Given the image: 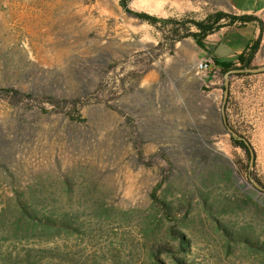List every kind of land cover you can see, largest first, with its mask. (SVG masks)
Returning a JSON list of instances; mask_svg holds the SVG:
<instances>
[{
    "label": "rangeland",
    "instance_id": "374dc122",
    "mask_svg": "<svg viewBox=\"0 0 264 264\" xmlns=\"http://www.w3.org/2000/svg\"><path fill=\"white\" fill-rule=\"evenodd\" d=\"M251 34L231 30L221 49L235 53ZM160 41L119 0H0V90L41 98L0 96V264H146L161 244L172 249L162 264H264L251 244H264V187L250 181L264 185V72L225 78L212 63L199 73L195 57H168ZM227 128L248 141L251 166ZM158 149L166 160L149 158ZM163 178L168 212L150 198ZM45 218L70 229L47 231Z\"/></svg>",
    "mask_w": 264,
    "mask_h": 264
},
{
    "label": "trees",
    "instance_id": "16d2710c",
    "mask_svg": "<svg viewBox=\"0 0 264 264\" xmlns=\"http://www.w3.org/2000/svg\"><path fill=\"white\" fill-rule=\"evenodd\" d=\"M132 0H119V5L123 9V11L130 16L147 23L150 26H153L162 36V41L158 43V46L165 45L168 51V54H172L174 44L178 41H181L185 38L192 39L195 44L201 48L204 49L205 45V39L207 36L218 32L221 28H224L225 26L221 24V21L228 20L226 26H232L236 22L240 23H247L252 20H254L253 16H233L229 15L227 13H224L222 11H217L213 14L207 15L203 19H196L192 16H183L180 18L177 17H158L156 15H150L145 12H138L133 11L129 8V3ZM256 42H254L251 47H247L245 50H243L240 54L236 57V62H219L216 59H213V64L216 68L220 70L222 74H226L230 71L236 70V69H248L252 68V60L253 56L256 51ZM11 96L13 99H16L19 102L29 104L31 107H37L41 103V98L39 96H35L30 93H21L16 90L11 89H2L0 90V96ZM46 100H49L50 103L53 102L52 98H46ZM66 102H68V105L70 106V110L67 113L68 117L73 121H80V116L78 115V109L80 108V101L76 99H69ZM41 108V107H39ZM112 110L116 111L120 116H122L127 124H129L130 117H128L121 109H118L114 106H110ZM133 138H132V144L134 149L136 150L138 159L141 162H144L143 152H142V144H143V137L141 133L138 131H132ZM248 142V141H247ZM233 143L236 146H240L243 150L246 151V153H249L248 148L244 145L243 142L237 141L233 139ZM249 144V143H248ZM250 146V145H249ZM151 160L155 158H160L162 160H166L167 156L166 153L162 149H158L154 154H152L149 157ZM165 178L161 179V181L153 188V190L150 193V198L159 205V208H162L166 212L170 210V206L160 200L157 197V191L161 189L162 184L164 183ZM255 182L258 185H262L258 179L255 180ZM253 185V184H252ZM172 210V208H171ZM41 223L43 224V228L47 231H55V230H63V229H70L68 226V222L64 219H50L45 218L41 220ZM173 235L177 238L179 241L180 247L183 248L186 244L184 242V238L179 235V233L173 232ZM247 242L251 243L250 240L247 239ZM254 247L258 248L260 251L264 252V244L257 245L251 243ZM156 246L151 247L155 248ZM162 252H172V249L168 247V244H161L158 245L157 248L151 252V260L148 261L146 264H162L159 255ZM177 264H186L184 261L177 259Z\"/></svg>",
    "mask_w": 264,
    "mask_h": 264
},
{
    "label": "crops",
    "instance_id": "0c3cea01",
    "mask_svg": "<svg viewBox=\"0 0 264 264\" xmlns=\"http://www.w3.org/2000/svg\"><path fill=\"white\" fill-rule=\"evenodd\" d=\"M171 4L174 8L166 11L162 10V12L158 11L153 13V15L162 18L190 15L197 19H202L206 13L217 5L218 10H224V12H229L234 16H253L258 20L247 23L236 22L232 26L221 28L218 32L207 36L204 42V49L199 48L190 38L182 39L174 44L173 52L168 57H195L198 62L208 60L210 64L213 63V59L219 62L235 63L237 55L256 42L257 48L252 64L264 63V52L261 57H258L264 51V0H171ZM235 29H247L252 31V34L245 46L242 45L237 52L228 54L226 51L227 44L225 48L221 49V46L226 35ZM229 46L230 41L228 42Z\"/></svg>",
    "mask_w": 264,
    "mask_h": 264
},
{
    "label": "water",
    "instance_id": "95a60500",
    "mask_svg": "<svg viewBox=\"0 0 264 264\" xmlns=\"http://www.w3.org/2000/svg\"><path fill=\"white\" fill-rule=\"evenodd\" d=\"M262 72H264V65H261L259 67H252V68H248V69H236V70H233V71L228 72L226 74L225 78L227 77V75H229L231 73L257 74V73H262ZM225 87H227V84L226 83H225ZM225 92H226V88H225ZM223 104H224V102H223ZM226 131L232 136V138L234 140L243 142L244 145L248 148L249 156H250L249 166H251L253 164V162H254V152H253V149L251 148V146H249L248 142L243 137H240L233 130L227 128ZM250 181H251V183L253 184L254 187L259 188L258 187V184L254 180L250 179Z\"/></svg>",
    "mask_w": 264,
    "mask_h": 264
},
{
    "label": "built area",
    "instance_id": "2783aa9c",
    "mask_svg": "<svg viewBox=\"0 0 264 264\" xmlns=\"http://www.w3.org/2000/svg\"><path fill=\"white\" fill-rule=\"evenodd\" d=\"M196 70L199 73H208L211 71V64L206 60L199 61L196 65Z\"/></svg>",
    "mask_w": 264,
    "mask_h": 264
},
{
    "label": "flooded vegetation",
    "instance_id": "af4514ba",
    "mask_svg": "<svg viewBox=\"0 0 264 264\" xmlns=\"http://www.w3.org/2000/svg\"><path fill=\"white\" fill-rule=\"evenodd\" d=\"M225 124V123H224Z\"/></svg>",
    "mask_w": 264,
    "mask_h": 264
}]
</instances>
